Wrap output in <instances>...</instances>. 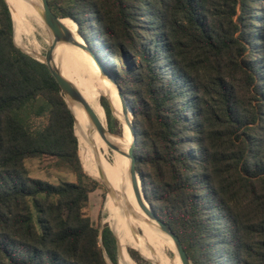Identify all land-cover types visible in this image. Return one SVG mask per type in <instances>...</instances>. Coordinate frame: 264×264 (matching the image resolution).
<instances>
[{
	"label": "trees",
	"instance_id": "16d2710c",
	"mask_svg": "<svg viewBox=\"0 0 264 264\" xmlns=\"http://www.w3.org/2000/svg\"><path fill=\"white\" fill-rule=\"evenodd\" d=\"M49 4L76 23L120 87L146 199L192 262L264 264V0ZM83 152L58 83L15 45L0 0V264H117L110 227L82 213L96 188L84 181ZM28 158L65 162L77 182L32 178Z\"/></svg>",
	"mask_w": 264,
	"mask_h": 264
},
{
	"label": "rangeland",
	"instance_id": "374dc122",
	"mask_svg": "<svg viewBox=\"0 0 264 264\" xmlns=\"http://www.w3.org/2000/svg\"><path fill=\"white\" fill-rule=\"evenodd\" d=\"M13 21V40L15 45L30 55L31 57H35L40 59V56L45 58L46 52L50 45V38L46 31V28L43 24L41 14L39 12L38 6L34 3L35 7L27 6L23 0H6ZM13 10V11H12ZM66 21L71 28H73L75 33V41L73 42L75 46L80 51V61L77 65H71L69 68L78 76L90 79H99L100 75L95 67V63L97 62L94 59H91L88 54L85 52V43L81 39V37L77 33V26L70 19H63ZM112 75V74H111ZM111 79V78H110ZM73 83V82H72ZM79 87L80 93H91L95 90L93 86H85L81 84L74 83ZM98 102L99 107V119L97 121L99 123V129H102L104 135L102 138L98 136V131L95 129L94 139L95 143L97 141V137H99V149L97 153V160L100 164L101 160H108V162H113L115 177L111 181L114 184L116 183L117 174L120 171L123 165V156L126 151V121L124 119V115L122 112V107L118 102L117 98L111 97L108 94H100L99 97H95ZM103 104V105H102ZM122 104L127 108V112L130 115L129 105H126L124 100H122ZM104 105L108 106L112 115V125L113 128L119 133L111 132L108 126V120L105 113ZM87 116V115H86ZM131 117V115H130ZM90 127H92L90 123V119L87 116ZM132 119V118H131ZM47 122V116H43L40 118H33L32 126L34 130H38L42 128ZM133 129V128H132ZM134 132L132 133V136ZM79 136V133H78ZM135 138V137H134ZM79 142L82 145L83 149L85 147V142L81 136H79ZM135 143V139H134ZM80 158V155H79ZM81 161V158H80ZM81 165L84 173L89 177V179H84L86 183L91 186V180L95 181V190L89 193V199L84 204L82 208L83 215L89 217L92 225L101 230L104 225H108L112 228L113 232V224L114 223V200L111 193L108 191L107 187L100 183L99 181L92 178L88 175L84 169L83 163L81 161ZM24 166L27 170V173L32 178L41 179L45 182H49L51 184H58L62 181L68 182H77L76 176L71 169V167L57 159L53 158H28L24 161ZM101 168V164H100ZM100 169V173H101ZM139 186L137 185L134 191V195L139 196ZM126 221L129 227L150 239L156 246V248L160 251L164 261L174 262L179 258H175V252L172 251L171 247L167 243L163 233L159 229H153L142 223L139 219L140 215V207L135 203V213L131 217L132 225L129 223V218L126 213ZM144 214L147 219H149L146 214V210H144ZM115 234V232H114ZM116 236V234H115ZM118 241V238L116 236ZM128 245L124 250L128 258L132 261V264H140L136 262L129 254L130 250H134L138 253L140 258H142L146 264H158L151 259H149L145 254H143L136 245H132L131 242H135L130 237L127 236ZM100 241V238H99ZM137 245L146 248L144 245L136 242ZM118 245V244H117ZM119 249V246H118ZM108 264H112L109 260H107ZM117 264H120L119 261V250H118V260Z\"/></svg>",
	"mask_w": 264,
	"mask_h": 264
},
{
	"label": "bare ground",
	"instance_id": "6f19581e",
	"mask_svg": "<svg viewBox=\"0 0 264 264\" xmlns=\"http://www.w3.org/2000/svg\"><path fill=\"white\" fill-rule=\"evenodd\" d=\"M37 0H35V3ZM63 25L68 29V31L71 33V35L74 37L73 41H75V33L73 28L64 20H62ZM50 38V37H49ZM51 39V38H50ZM51 43V40H50ZM40 58L43 60L44 58L40 56ZM81 55L79 49L75 46L74 43L72 44H58L56 47V50L54 52V65L58 68L62 76H64L67 80H69L71 83H77L85 86H93L95 87V90L91 93H80L82 99L84 100L85 104L87 105L89 111L91 112L93 118L95 119V122L97 123V131L98 136L100 138L103 137L104 132L102 129H99V123L97 121V118L99 119V107L98 102L95 97H99L100 94H108L111 97L117 98L118 102L120 103L122 107V112L124 115V119L126 121V151L123 156V165L120 169V171L117 174L116 183L114 184L111 182L103 173L101 170L100 173V164L97 160V153L99 149V137H97V141L95 143V139L93 138L91 143L85 142L84 152L80 158L83 163L84 169L88 175H90L95 180L99 181L103 185H105L108 189V191L111 193L113 200H114V223L113 229L114 232L118 238V246H119V261L120 264H132V261L128 258L126 251L124 248L128 245L127 236L130 237L135 242H131L132 245H136L138 249L145 254L149 259L152 261L158 263V264H182L180 262V259L174 261V262H165L160 251L156 248L155 244L148 239L147 237L133 231L127 221L125 214L129 218V223L132 225L131 217L135 213V203L140 207V215L139 219L142 223L146 224L150 228L158 229L155 223L147 219L144 210L147 209V206L139 196L134 195V191L136 186H139V183L136 179V177H132L130 175L129 167H130V159L128 157V150L130 146H133L134 144V135L132 136L133 129L131 126V117L129 113L127 112V108L122 104V98L118 92V89L112 79L106 78L104 75V72L100 65L96 62L95 67L98 71V74L100 75L99 79H90V78H84L81 76L76 75L73 73V71L69 68L71 65H77L80 61ZM75 87L80 90L79 87L74 84ZM68 102V105L70 108L78 114V118L80 121L84 123L85 126L90 127L87 114L84 109L78 108L77 106L73 105V103ZM87 115V116H86ZM97 117V118H96ZM94 137V136H93ZM108 166L115 167L113 165V162H107ZM162 232V231H161ZM163 233V232H162ZM167 243L171 247L172 251L175 252V258H179L176 249L174 246L173 241L163 233ZM140 243L144 245L146 248H143L140 245H137V243Z\"/></svg>",
	"mask_w": 264,
	"mask_h": 264
},
{
	"label": "water",
	"instance_id": "95a60500",
	"mask_svg": "<svg viewBox=\"0 0 264 264\" xmlns=\"http://www.w3.org/2000/svg\"><path fill=\"white\" fill-rule=\"evenodd\" d=\"M23 1L29 7H33V6L35 7V5H34L35 0H23ZM5 2H6V0H5ZM36 4H37L39 12L41 14L42 21H43V24L46 28L48 36L51 38L50 39L51 43H50L48 50L46 52V56L43 60L37 59L35 57H33V58L47 65L51 74L53 75L56 82L58 83L60 90H61V93H62L67 105H68L67 101H69V102L73 103V105L77 106L78 108L85 110L86 114L88 115V117L90 119V123H91L92 127L85 126L84 123L82 121H80V119L78 118V114H76L68 105V108L70 109V111L73 115V118H74V133H75V136L77 137V140H78V147H79V136H81V138H83L84 142L91 143L93 138H94L93 136L96 133L95 129H93V128H94V126H95V128H97V123L95 122V119L93 118V116H92L91 112L89 111L87 105L85 104L84 100L82 99L78 89L75 87V85L73 83H71L64 76H62V74L60 73L58 68L53 63L54 52H55L58 44H64V43L65 44H72L74 42L73 41L74 37L71 35V33L68 31V29L63 25L62 20L63 19H70L73 23H75V22L71 18H59V17H57L50 7L49 0H37ZM13 32H14V27H13ZM84 43H85V47H84L85 52L88 54V56L91 59H94L97 61V63L102 68L105 77L112 79V81L114 82V84L116 85V87L118 89V92H119L121 98L124 100L126 105H128V103H127L126 99L124 98V96L122 95L121 89L117 85L113 75H111L109 73V71L104 67L102 62L97 58V56L94 54V52L88 46V44L85 41H84ZM130 115L132 118L131 110H130ZM131 126L133 128L134 137H135V141H136V134H135L136 130H135V127L133 126L132 119H131ZM78 133H79V136H78ZM134 147H135V143L133 144V146H130V148L128 150V157L130 159L129 171H130V175L132 177L135 176L138 183H139V192H140L141 200L147 206L146 214L148 215L149 219L155 223L157 228L160 231H162L163 233H165L166 235H168V237L173 241L175 249H176V253L180 259V262L182 264H194L192 262V260L188 257V255L186 254L179 238L174 234V232L171 230L170 226L167 225L166 223H164L163 221H161L157 217V215L153 211V208L148 203L146 196L144 194V191H143V186H142V182L140 180V176L136 170V158L134 156ZM110 229L112 230V228H110ZM112 232H113V230H112ZM117 244H118V241H117ZM106 258H107V256H106Z\"/></svg>",
	"mask_w": 264,
	"mask_h": 264
},
{
	"label": "crops",
	"instance_id": "0c3cea01",
	"mask_svg": "<svg viewBox=\"0 0 264 264\" xmlns=\"http://www.w3.org/2000/svg\"><path fill=\"white\" fill-rule=\"evenodd\" d=\"M13 11V10H12Z\"/></svg>",
	"mask_w": 264,
	"mask_h": 264
}]
</instances>
